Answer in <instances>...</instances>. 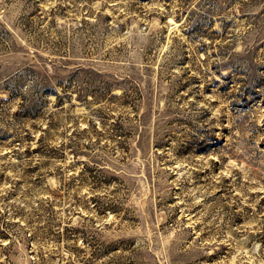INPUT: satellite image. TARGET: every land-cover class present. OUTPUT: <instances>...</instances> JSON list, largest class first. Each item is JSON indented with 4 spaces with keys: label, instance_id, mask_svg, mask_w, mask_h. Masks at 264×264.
<instances>
[{
    "label": "rangeland",
    "instance_id": "374dc122",
    "mask_svg": "<svg viewBox=\"0 0 264 264\" xmlns=\"http://www.w3.org/2000/svg\"><path fill=\"white\" fill-rule=\"evenodd\" d=\"M0 264H264V0H0Z\"/></svg>",
    "mask_w": 264,
    "mask_h": 264
}]
</instances>
